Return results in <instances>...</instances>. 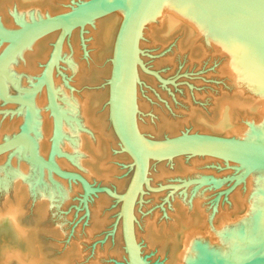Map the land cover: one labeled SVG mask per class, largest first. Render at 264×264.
Segmentation results:
<instances>
[{
    "label": "bare ground",
    "instance_id": "bare-ground-1",
    "mask_svg": "<svg viewBox=\"0 0 264 264\" xmlns=\"http://www.w3.org/2000/svg\"><path fill=\"white\" fill-rule=\"evenodd\" d=\"M5 1L6 3L9 1L16 3L13 4L16 7L9 10V13L14 15L12 20L16 19V25H18V21L22 20L20 19L22 15H24L22 17L24 19L43 18H36L40 12L37 10L18 12L19 4L38 5L42 2L50 5L55 1H60L58 3L61 4L65 1V5L62 4L65 6L63 9L70 8L65 12L58 13L63 14L75 9L83 2L91 4L96 3L97 0H4L3 2ZM98 3L101 4L99 1ZM127 8L128 5H125L114 10L115 13L112 11L91 18L83 25L74 27L57 49V59L51 66V63L48 62H50L53 46L50 48L49 45L58 34L59 29L29 41L6 67L7 72L20 74L27 61L29 63L30 58L33 63L30 69L33 71L30 74L31 77L27 79L33 83L39 77L44 80L32 97L34 115L30 136L34 141L38 155L42 158H49L50 166L54 168L77 172L90 184L92 182L108 184L120 191L125 188L127 182L125 177L120 176L124 170L122 171L116 165L121 164L123 167L128 165L125 171L132 170L133 158L125 150L121 140L112 135L108 97L115 35ZM60 9L62 10V7ZM179 32L180 34H178ZM176 33L179 38L175 47L170 49L172 53L160 56L159 60L152 62V66L158 70V66L173 62L171 54L174 55L183 50H186L187 54L189 53L190 61L195 60L197 63L203 62L209 54L210 57L213 56L220 60L215 71L223 79L224 84L229 87H226L227 90L231 89L229 91L232 93H228V96L227 91L224 93L221 91L218 98L210 96L212 105L209 106L214 112L212 117L205 116L195 107L188 105L190 109L184 116L177 119H166L161 116V118H157V122L152 124L148 121L149 119L145 117L144 119L142 116L138 118L136 115L137 112L145 113L147 111L148 106L140 96V82L144 79L150 80L151 76L148 77L137 62L133 63L128 78V99L131 116L138 133L144 135L143 132L165 130L172 135L186 126H191L195 130L219 132L232 135H223L225 137L236 139H264V72L194 31L156 1L149 9L140 29L137 41L138 58L143 62L142 48L154 46L157 41L165 42ZM41 38L46 39V49L49 47L51 50L39 54L40 48L37 45V40ZM6 44V42L0 41V48H4ZM2 50L0 49V51ZM105 50L106 52H104ZM25 53L28 54H26L28 60L24 57ZM17 56L19 58H16ZM36 56L39 58L36 59ZM24 70L28 72L27 69ZM218 75L216 76L218 77ZM14 76L12 77L15 81L14 85L9 84L7 80L4 81L8 94L14 90V86L18 91L30 89L31 86L25 88L28 86L25 82L26 79L20 81L17 79L18 77ZM34 76L37 77L35 81ZM93 77L96 79L95 83L93 82L94 85L90 86L88 82L87 85H84L85 81ZM196 95H198L197 92ZM25 111L26 107L22 106L19 114L7 116L8 118L0 117V138L11 129L19 128L23 122ZM116 145H119L121 149L119 156L112 153L113 150L118 149ZM155 159L148 158V166L151 160ZM171 159L175 160L174 166L171 164L173 166L171 169L174 172L177 170L176 172L183 175L197 174L196 169L201 161L207 163V161L219 160L205 155L193 156L189 163L183 162L182 156ZM16 161V164L13 163L14 161H11L12 164L8 163V167L0 165V192H4L5 198H7L5 191L8 186L14 188L15 191L14 194L12 193L14 200L9 202L10 204L7 202L2 204L3 207L0 209V229H6L5 233H9V239L13 243L24 241L30 243V247L25 253L18 251L16 247L4 250L1 253L2 264H9L11 261L16 264H43L45 262L43 255L35 254L38 248L34 247L32 234L21 228L20 225L14 229L3 219L4 213L15 207H18L22 212L23 203L28 197L31 198L32 209L35 207L41 218L49 216L51 219V228L49 227L51 230L48 233L54 240L55 248L58 249V256L54 257L51 264H104L101 255L108 253L115 256V262L119 261L121 257L126 263L127 256L124 248H122L124 252H117L116 248L110 247L111 245L105 242L102 245L96 243L92 245L91 243L92 238L96 239V234L101 230L106 228L109 233L111 232V222L114 221H111L113 219L111 216L117 213L118 209L107 211L108 204L112 201L108 196L90 194L85 209L87 223L85 226L78 225V222L74 223L75 220L68 213L61 211L62 207L78 194L77 191L82 189L80 184L77 185L76 182L74 184L71 182L73 180L60 177L41 165L39 167L34 163L22 164V162L17 161V163ZM233 164L240 165L239 163ZM32 170L35 171L36 177L30 176ZM172 170L169 171L164 168L163 164H158L153 172L150 171L149 177L152 182L164 180L170 176ZM38 174H46L48 179L44 180L45 176L43 179H39L37 178ZM204 175L202 177V174V179L197 182L201 185L192 183L187 186L193 191L192 195H188V193L179 198L174 196V200L172 198L171 209L169 212L165 210L166 217L164 218L158 219L155 218L157 215H154L155 219L152 220L149 214V217L141 216L143 214L138 213L137 207L134 209V236L137 244L141 246L142 255L145 253L147 255V252L156 249V245L162 247L164 242L171 243L176 248L173 238L179 230L182 231L181 248L175 251L173 260L162 261L161 264H217V259L221 258H231V261L241 264L264 253V249L257 252L258 254L255 253L256 248L252 247L254 243L248 242L263 233L264 171L260 167L254 166L249 174L242 177L238 182L241 186H236L237 188L229 195L228 199L231 202L228 201L231 204L226 209L215 207L212 204L209 207L204 203V198L197 194L198 190L203 189L202 187L209 180L208 185L213 187L220 184L218 179ZM67 181H69V185L66 184ZM156 198L157 196L153 197V199ZM175 200L178 201V207L175 206ZM114 202L117 207L120 206L119 201L115 200ZM241 209L244 210V214L237 216ZM72 224L73 228L71 229ZM112 236L110 240L114 242L117 240L120 246L123 244H121L123 242L121 220L118 221ZM155 251L157 253V249Z\"/></svg>",
    "mask_w": 264,
    "mask_h": 264
},
{
    "label": "water",
    "instance_id": "water-1",
    "mask_svg": "<svg viewBox=\"0 0 264 264\" xmlns=\"http://www.w3.org/2000/svg\"><path fill=\"white\" fill-rule=\"evenodd\" d=\"M154 1L194 31L264 72V0H97L91 4L83 2L63 14L47 15L37 20L31 19L30 22L20 20L17 28L13 29L5 28L0 23V41L7 43L0 53V99L26 107L20 130L0 143V154L15 147L24 162L41 165L60 177L79 182L83 190L80 203L85 209L88 196L98 192L119 201L115 225L121 220L123 247L127 256L123 264L145 263L134 236V206L144 186L155 190L149 186L147 178L148 158L163 160L205 155L226 163L236 162L243 168L237 175V181L249 174L254 166L264 171L263 138L244 140L185 131L163 139H151L138 133L130 112L128 78L136 62L144 72L157 76L138 58L137 48L141 26ZM125 5L128 8L114 40L108 104L114 132L125 150L132 155L133 171L125 191L117 193L109 187L91 185L77 172L50 166L49 158H42L36 152L30 136L34 115L32 97L44 83L42 78L39 77L30 89L23 90V95L8 94L4 81L15 82L6 67L32 39L59 29L48 62L51 66L57 59V49L74 27ZM164 188L159 187V190ZM248 242L254 243L252 247L256 248V253L264 249V225L261 236ZM216 262L240 264L231 261V258L217 259ZM241 264H264V253Z\"/></svg>",
    "mask_w": 264,
    "mask_h": 264
},
{
    "label": "rangeland",
    "instance_id": "rangeland-1",
    "mask_svg": "<svg viewBox=\"0 0 264 264\" xmlns=\"http://www.w3.org/2000/svg\"><path fill=\"white\" fill-rule=\"evenodd\" d=\"M3 1L0 0V18L1 19L3 18L4 20L0 19V23L3 24L4 27L8 28V29L9 28L10 29L17 28V26H18V25H16L17 20L16 19L12 20V16H14V15L9 13V10L11 11L12 8L16 7V6H14L16 3L14 4L13 1L12 2L9 1V3L8 2L6 3V1L5 2H3ZM58 2H60V1H55L54 3H52L54 6L52 4L47 5V3H42V2L38 3V5L37 4H34V5L33 4H25V5L19 4L18 12L23 13V12H27V11L29 12L31 10H35V11L37 10L38 12L40 11L39 15L36 17V18H38V17H45L47 15H56L58 13H62V12L69 10L70 7L63 9V7H65L64 6L65 1L64 2L62 1L63 2L62 4H64V5H62L61 3H58ZM68 3H69V1H68ZM71 3H72V1H71ZM61 7H62V10L60 9ZM49 9H50V11H49ZM113 13H115V11ZM23 16L24 15H22V17ZM22 17L20 16V19H22L24 21H28V22H30L32 19L31 17H29V18H27L29 20H27L26 18H25L26 19L25 20ZM12 22H13V24L11 25ZM178 34H180V32ZM56 37H57V35L54 37V39H56ZM178 38H179V36L176 33L171 38L165 40V42L163 41L162 42L163 44L160 41H157L158 44L154 43V46H149V47L147 46L148 48L144 47V48H142V51H141V56L143 58L144 66L147 69H149L150 71L156 73L157 76H154L153 74L145 72L146 75H148V77L151 76V78H150V80L144 79V78H143L144 80H141V82H140V84H141L140 96H141V99H143L146 102L148 108H147V111L145 113L137 112L136 115H138L137 116L138 118H141L140 116H142L143 118L145 117L146 119H149L148 121H150L152 124L154 122H157L158 121L157 118L158 117L161 118V116L165 117L166 119H168V118L169 119L180 118V117L184 116L185 113L187 114L188 110L190 109L189 107H192V106H193V108L195 107L196 110L201 112L203 115H205V116L207 115L209 117H212L214 115L213 114L214 112H212V110L210 109V106H209V105H212V102L210 100V96L213 95L214 96L213 98H216V97L218 98L220 96L219 92H221V91H223V93L225 91H227L226 94L228 96H229L228 93H232L231 91H229L231 89L227 90V88H229V87L224 84L223 79H221L219 77V75L217 74V72L215 71V69H217V67L220 63V60L216 59V57H213L212 55H211L212 57H210V55L208 54L207 55L208 59L206 58L205 60H203V62L197 63V61L195 62V60L190 61L189 53L187 54V51L183 50L180 53L176 52V54H174V55L171 54V56L173 58L172 61L174 63L171 62L169 64H164L163 66L160 65V66H158L159 69L157 68L158 70H156V67L154 68V66H152V62L159 60L160 56L163 57L164 55H166L169 52L172 53L170 49H173L175 47V45L178 42ZM54 39L51 41L52 43H53ZM37 42H38L37 45H39V48H40L39 54L43 53L46 50L50 51L51 46H53V44L51 43L49 45L50 48L48 47V49H46V43H45L46 39L45 38L44 39L41 38V39L37 40ZM161 45H164V46H161ZM0 49L2 50L3 48H0ZM104 52H106V50ZM26 54L27 53L24 54V57L26 58V60H28V58H27L28 54L27 55ZM18 56L20 57V54ZM18 56L16 58H19ZM38 58L39 57L36 56V59H38ZM29 60H30L29 63L27 61V64L24 66V69H27L28 72L27 71L25 72L24 69L21 70L22 72L20 74H15V73L13 74V72H11V71L8 72L9 76L11 78L15 75L14 77H18L17 79H19L20 81L21 80L24 81L26 79L25 82L27 83L28 86L27 87L24 86L25 88L30 87L33 83V82H31L30 79H27V78L31 77L30 74L33 71V70L31 71V69H30L31 65L33 64L31 62L32 60L30 58H29ZM214 61L216 63H212ZM216 65H217V67H216ZM151 66L153 69L151 68ZM216 75H218L219 79ZM33 79L35 81V79H37V77L34 76ZM95 81H96V79H94V77H93L90 80L85 81L86 84H84V85H87V82H88V85L92 86V85H94ZM8 83L11 85L13 84V82H10V81H8ZM218 89H220V90H218ZM23 92H24L23 90L18 91V89H16L14 86V90L12 92H9V93H10V95H23ZM196 92L198 95L195 96ZM195 98H196V100H195ZM188 101H189V103H188ZM188 105H189V107H188ZM21 108H22L21 104L4 102L0 99V117L3 116L4 118H6L7 116L11 117L12 115L14 116L15 114H19ZM165 114H167V115H165ZM23 121H24V119H23ZM22 123H21V125H22ZM21 125L19 126L18 129H16V130L11 129L10 131H8V133H5L0 138V143L4 142L6 138H10L14 134H16L20 130ZM185 128H182L178 133H175L172 135H171V133H169V131L166 132L165 130H159L158 132H146L148 134L143 132V134L145 137L151 138V139H163L165 137H170V136H174L177 134H181L182 132H185V131H188L190 133H192V132H197V133L203 132V133H211V134L221 135V136L225 135V134H222L219 132H206V131L195 130V128H192L191 126H186ZM111 129H112L113 137L117 138V135L113 131L114 130L113 127ZM225 136H232V135H225ZM116 147L118 149L113 150L112 153L114 155L119 156V155H121V153H120L121 149H120L119 145H116ZM192 158H193V156H191V157L190 156H182V159H183L182 161L189 163ZM14 159L17 160L18 162H22V164L26 163L20 158V154H19L18 150L14 147V148L8 149L5 152L0 154V165H3L4 167H8L9 164H12L11 161H14L13 163L16 164ZM220 160L221 159L213 160V161H207V163H205L204 161H201V163H199L198 168L196 169V172L197 171L198 172H197V174L195 173L194 175H192V174L183 175V174H180L179 172H176L177 170L174 172L171 168H173L175 160H173V161H172V159H171V161H170V159H163V160L155 159L153 161L151 160V162L148 166L147 178L149 180V186L155 190L147 189L144 186L142 192L137 197V200L135 202V205L137 204V206H134V209L137 207L136 209H137L138 213L140 215L143 214L141 216H145V215H146V217L150 216V219H152V220L155 218H158V219L162 218V217L164 218V217H166L165 216V210H166V212H169L171 209L170 201L172 200V198L174 200V196H177L179 198V197H182V195L183 196L187 195L188 193H189L188 195H192L191 192H193V191H191V189L187 186L188 185L190 186L192 183H195L194 185H201V184H197V181H200L202 179V177L205 176L204 174H206L207 177H214V178L218 179L220 181V184L216 187H213L212 185H208V183H210V180H209L208 182H206L204 184V186L202 187L203 189L200 188L198 190L197 194L204 198V203L208 204L209 207L212 204L215 207L216 206L222 207L223 209L228 208L231 204L230 199H228L230 197L229 195H231V192H233L235 190V188L241 186L240 184H238L239 181H237V175H239L241 173L243 168H241L240 165L233 164L236 162L229 161L230 163H226L224 160H221L222 162ZM121 161H123V160H121ZM129 162H130V160H129ZM158 164L159 165L163 164L164 168L169 169V171L172 170L171 172L173 174L172 173L169 174L170 176H167L164 180H158L156 182H152V180L149 177V174H150V171L153 172L155 170V167ZM116 166H119L122 169V171L123 170L125 171V169H127L126 166H128V165H124V167H123V166H121V164L120 165L117 164ZM124 171L120 176L126 178V182H127L125 185V188H126L133 170H129V171L126 170L125 172ZM30 173H31L30 176L32 178L36 177L35 171L32 170V171H30ZM202 174H203V176L201 177ZM44 176H45V178H44ZM37 178H39V179L44 178V180L48 179L46 174H44V175L38 174ZM55 181H56V179H55ZM51 182L53 183L54 181H51ZM71 182H73L74 184L76 182L77 185L80 184L77 181H71ZM68 183H69V181L66 182V184H68ZM91 185L96 186V187L97 186L98 187L99 186L100 187H102V186L109 187L110 189L116 191L117 193H123L125 191V188H123L121 191L115 190L112 185H108V184L104 185L102 183L100 184V183L92 182ZM205 185H206V187H205ZM79 186H81V185H79ZM159 187H165V188L159 190ZM8 188L5 191L7 198H5L4 192H0V209L3 207L2 204H4V203L6 204V202H7V204H10L14 200V197H13V194L15 192L14 188L9 187V186H8ZM187 188H188V190H186ZM241 190H242V188H241ZM81 191L83 193L82 189L79 190V192L77 191L78 194L76 192H74L77 195L73 196L70 199V201H68L69 203H67L66 205H64L62 207V209L64 211L62 210L61 212L68 213V215H70V217L73 220H75L74 223L78 222V225L85 226L86 225L85 223H87L86 222L87 216H86L84 205L82 203H80V198L82 195ZM186 191H187V193H186ZM253 193H256V192H253ZM98 194H99V196L106 195L112 200L111 203L108 204L107 211L108 210L110 211L111 209H112V211L118 209L116 211L118 213L120 206L117 207V204L114 202L116 199H113V197L109 196L108 194H106L104 192L95 193L94 196H96ZM145 194H148V195L146 196ZM154 196H157V198L153 199ZM36 202H38V201H36ZM175 202H176L175 206L178 207V205H179L178 201L175 200ZM143 204H145L146 207H144L145 205L142 206ZM32 206L33 205L31 202V198L28 197L23 203V211H22V214L20 216V224L19 225L21 226V228H24L25 230L29 231V233L32 234L34 247L38 248V250L36 251L35 254L36 255H43V257H44L43 261H45V262H43V264H51V261L55 259L54 257L58 256V249L55 248L54 240L50 236V233H48L51 230V229H49V227L51 228L50 224H52V222H51V219L49 218V216H47L46 218H41L39 213L36 211V208L34 207L32 209ZM238 212L239 213L237 214V216H241L244 214V210H242V209ZM117 213H115L114 215L111 216V218H113V219H111V221L114 220L112 222L110 221L112 223L111 232L109 233V231H107L106 228L101 230L98 234H96V236H95L96 239L92 238V240H91L92 245L95 243L102 245V243L105 242L106 244L111 245L110 247H112L114 249L116 248L117 252H124L122 249V248H124L123 244H122L123 242H121L122 245L120 246L117 240H115V242L110 240L111 237H113L112 233H114V231H115V227H116L115 221L117 218ZM148 214H149V216H148ZM151 214H153V215L151 216ZM154 215H157V217L155 216V218H154ZM72 228H73V224L71 226V229ZM5 231H6V229L5 230L0 229V264H2L1 253H3L4 250H6L10 247H16L18 251L25 253L29 250L28 248L30 247V243L24 242V241L13 243V241H11L9 239V233H5ZM181 234H182V231L179 230L175 233V236L173 238L174 241L176 242V248L173 247L171 245V243L169 244L168 242H164L163 243L164 245H162V247L161 246L159 247V245H156L157 253L160 250L161 252L159 251V254H161V255L156 253V251H155L156 249L150 250L149 252H147V255H146V253H145V255L144 254L142 255V253L140 251L141 257L144 258V262H145L144 264H161L162 261L170 262L171 259L173 260L174 259L173 254L175 253V251H178L181 248V242H180L181 238H182ZM109 235H110V237H109ZM52 241H53V243H52ZM107 242H109V243H107ZM165 243H166V245H165ZM139 247L141 248L140 245H139ZM159 248H161V249H159ZM151 251H154L155 253H153ZM123 256H125V255H123ZM101 257L103 259L104 264H106V263L107 264H123V263H125V262H123V259L121 257L119 258L120 259L119 261L115 262V260H114L115 256L113 257V255H110L109 253L106 255H101ZM9 264H16V263L11 261V262H9Z\"/></svg>",
    "mask_w": 264,
    "mask_h": 264
},
{
    "label": "clouds",
    "instance_id": "clouds-1",
    "mask_svg": "<svg viewBox=\"0 0 264 264\" xmlns=\"http://www.w3.org/2000/svg\"><path fill=\"white\" fill-rule=\"evenodd\" d=\"M21 214V210L18 207H15L10 211H6L3 215V219L12 225L14 229H16L20 224Z\"/></svg>",
    "mask_w": 264,
    "mask_h": 264
}]
</instances>
